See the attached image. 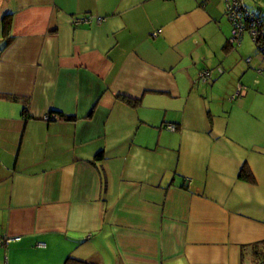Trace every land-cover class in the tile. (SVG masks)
Wrapping results in <instances>:
<instances>
[{"label": "crops", "instance_id": "obj_1", "mask_svg": "<svg viewBox=\"0 0 264 264\" xmlns=\"http://www.w3.org/2000/svg\"><path fill=\"white\" fill-rule=\"evenodd\" d=\"M9 2L0 264L264 261V55L223 0Z\"/></svg>", "mask_w": 264, "mask_h": 264}, {"label": "built area", "instance_id": "obj_2", "mask_svg": "<svg viewBox=\"0 0 264 264\" xmlns=\"http://www.w3.org/2000/svg\"><path fill=\"white\" fill-rule=\"evenodd\" d=\"M225 12L231 22V31L228 37V42L231 46L236 47L240 44L244 33H248L254 43L260 44V50L264 54V14L257 13L248 8L245 4L244 0H223ZM104 18L102 16H96L95 21L101 22ZM92 21L91 16L84 15L80 18L73 19L74 24L78 23H89ZM160 29L153 32V35H156ZM245 61L249 62V57L245 58ZM223 72V69L220 66H216L214 69L203 68L198 73V78L202 82H209L215 78V76L219 75ZM246 91V86L238 83L235 90L228 95V99L232 100ZM51 118H56L57 115L52 113L50 115ZM44 118L49 119V115L45 114ZM170 130H174L176 128L175 124L168 123L166 125ZM9 237L3 236L0 237V244H5L10 241ZM260 264H264L262 261Z\"/></svg>", "mask_w": 264, "mask_h": 264}, {"label": "trees", "instance_id": "obj_3", "mask_svg": "<svg viewBox=\"0 0 264 264\" xmlns=\"http://www.w3.org/2000/svg\"><path fill=\"white\" fill-rule=\"evenodd\" d=\"M251 10V9H250ZM252 11H254V10H252ZM255 12H257V13H261V14H264L263 12H260V11H255ZM6 15H9L10 16V13H6ZM10 23V22H9ZM8 26H9V24H8ZM7 31H8V27H7ZM6 34H7V32H6ZM5 34V35H6ZM245 34V33H244ZM263 42H264V36H263ZM256 44V46L260 49V44H258V43H255ZM264 55V54H263ZM117 96L118 97H121V98H123L124 100H126L128 103H130V104H133V105H135L136 103H137V99H135V98H131V97H129V96H126V95H122V94H117ZM52 113H54V112H49V113H47L48 115H49V119L51 118L50 117V115L52 114ZM57 115H58V117H60V116H62V117H66V118H68V119H74V117L72 116V115H68V116H65L64 114H62V113H60V112H58L57 113ZM247 171L244 169V168H242L241 169V171H240V175L242 176H245V178H249L250 176H248V174L249 173H246ZM65 263L66 264H97V263H93V262H90V261H86V260H82V259H77V258H73V257H68V258H66L65 259Z\"/></svg>", "mask_w": 264, "mask_h": 264}, {"label": "rangeland", "instance_id": "obj_4", "mask_svg": "<svg viewBox=\"0 0 264 264\" xmlns=\"http://www.w3.org/2000/svg\"><path fill=\"white\" fill-rule=\"evenodd\" d=\"M253 1H255V2L258 1L259 5H263V7H264V0H246L245 3H247L248 6L251 7V6L256 5V3H253ZM10 7L11 6H10L9 0H0V38L2 37V34L5 35L7 32V27H8L10 20H9V15H6V13H8V11H10ZM227 18H228V16H227ZM228 20H229V18H228ZM229 22H230V20H229ZM230 24H231V22H230ZM246 34H247L248 38L253 42L251 36L248 33H246ZM1 45H2V43H1ZM204 83H207V82H204Z\"/></svg>", "mask_w": 264, "mask_h": 264}]
</instances>
